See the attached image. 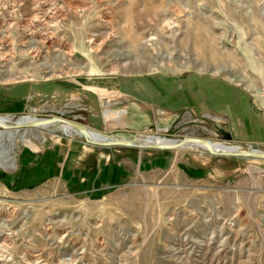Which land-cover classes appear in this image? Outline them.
<instances>
[{
	"label": "rangeland",
	"instance_id": "1",
	"mask_svg": "<svg viewBox=\"0 0 264 264\" xmlns=\"http://www.w3.org/2000/svg\"><path fill=\"white\" fill-rule=\"evenodd\" d=\"M191 76L235 89L246 114L264 111V0H0V118L9 125L60 117L115 139L194 137L264 151V132L237 126L240 109L204 111L180 92L184 107L170 122L138 128L124 117L129 97L110 88L155 77L184 89ZM106 99L116 102L102 108ZM83 149L96 152L90 167L98 153L132 165L128 179L105 196L72 194L58 180L17 185L22 162ZM0 259L264 264V161L197 146L97 148L58 126L0 129Z\"/></svg>",
	"mask_w": 264,
	"mask_h": 264
},
{
	"label": "crops",
	"instance_id": "2",
	"mask_svg": "<svg viewBox=\"0 0 264 264\" xmlns=\"http://www.w3.org/2000/svg\"><path fill=\"white\" fill-rule=\"evenodd\" d=\"M181 82L184 89H176L172 87L174 85L171 81L155 77L116 81L110 85V88L117 90L122 97H129L128 101L122 99L127 102V105H123L124 117L127 123L138 128L150 124L152 118L160 124L170 122L172 110H175L177 106L184 107L178 103L183 101V98H180L182 93L184 100L188 98V101H193L201 110H214L224 105L234 111L232 117L240 116L236 114V109L241 108L239 103L241 98L238 95L236 97L235 89L228 88L223 81L215 77L194 76L193 78L191 76ZM93 85L99 87L97 83L90 84V86ZM112 101L114 100L106 99L102 108L109 109ZM240 110L241 120L236 119L237 126L247 128L250 133L264 132V111H253L251 114H246L244 109ZM231 122L234 125L233 118ZM95 153L94 150L83 149L77 154L75 152L65 154L61 160H57L58 158L54 156L48 160L34 161L35 163L22 162L15 180L22 188L40 185L45 181L58 180L72 194L105 196L128 179L132 165L107 159L101 162V154L98 153L96 154L98 161H93L95 166L90 167L86 160Z\"/></svg>",
	"mask_w": 264,
	"mask_h": 264
},
{
	"label": "water",
	"instance_id": "3",
	"mask_svg": "<svg viewBox=\"0 0 264 264\" xmlns=\"http://www.w3.org/2000/svg\"><path fill=\"white\" fill-rule=\"evenodd\" d=\"M57 125L68 126L72 130H74L86 144L97 148H129L137 149L140 151H177L186 147L198 146L213 157L264 161V151H237L233 149H219L214 147L209 140L202 138L184 137L181 140H170V142L166 143L155 142L152 140H125L115 139L111 136L106 135L105 133H95L99 135L95 136V134L87 126L60 117L33 120L24 124L14 123L13 125L6 124L0 118V129L7 131L38 128L44 129L50 126Z\"/></svg>",
	"mask_w": 264,
	"mask_h": 264
},
{
	"label": "bare ground",
	"instance_id": "4",
	"mask_svg": "<svg viewBox=\"0 0 264 264\" xmlns=\"http://www.w3.org/2000/svg\"><path fill=\"white\" fill-rule=\"evenodd\" d=\"M104 13V12H103ZM55 16V14H53L52 16H49V14H46L45 17L47 19H53ZM111 17V16H110ZM104 20V19H103ZM107 21V20H106ZM95 40L94 39H91L90 40V43L91 44H95ZM35 119H31V118H22L20 120H18L16 123L18 124H24V123H27L29 121H33ZM2 121H4L6 124L8 123L7 119H3ZM62 131L66 132V133H69V134H76L78 135L74 130H72L71 128H69L68 126L66 125H57ZM4 131H7V130H4ZM94 133V132H93ZM95 134V133H94ZM95 136H99L97 134H95ZM148 140H152V141H155V142H163V143H166V142H170V140H167V139H163V140H160L158 138H149ZM212 143V142H211ZM214 147L216 148H219V149H233V150H237V151H245L243 150L241 147H238V146H227V145H223V144H219V143H212ZM195 147V146H194ZM198 147V146H197ZM200 148V147H198ZM202 149V148H201ZM3 260L0 259V264Z\"/></svg>",
	"mask_w": 264,
	"mask_h": 264
}]
</instances>
